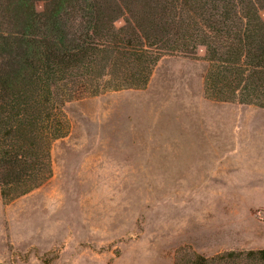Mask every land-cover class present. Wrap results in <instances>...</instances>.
Segmentation results:
<instances>
[{"label":"rangeland","instance_id":"obj_1","mask_svg":"<svg viewBox=\"0 0 264 264\" xmlns=\"http://www.w3.org/2000/svg\"><path fill=\"white\" fill-rule=\"evenodd\" d=\"M204 55L162 57L144 89L65 102L51 178L0 197V264H188L264 248V109L207 99Z\"/></svg>","mask_w":264,"mask_h":264},{"label":"trees","instance_id":"obj_2","mask_svg":"<svg viewBox=\"0 0 264 264\" xmlns=\"http://www.w3.org/2000/svg\"><path fill=\"white\" fill-rule=\"evenodd\" d=\"M261 12L264 0H0L3 203L51 178V146L69 131L65 102L144 89L164 56L203 47L205 97L264 109ZM188 264H264V248Z\"/></svg>","mask_w":264,"mask_h":264}]
</instances>
